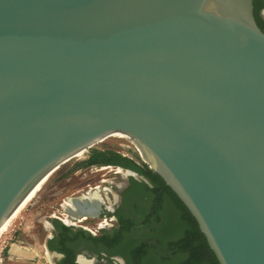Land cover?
Returning a JSON list of instances; mask_svg holds the SVG:
<instances>
[{
  "label": "water",
  "instance_id": "1",
  "mask_svg": "<svg viewBox=\"0 0 264 264\" xmlns=\"http://www.w3.org/2000/svg\"><path fill=\"white\" fill-rule=\"evenodd\" d=\"M117 133L220 264H264V30L253 0H0V227Z\"/></svg>",
  "mask_w": 264,
  "mask_h": 264
},
{
  "label": "flooded vegetation",
  "instance_id": "2",
  "mask_svg": "<svg viewBox=\"0 0 264 264\" xmlns=\"http://www.w3.org/2000/svg\"><path fill=\"white\" fill-rule=\"evenodd\" d=\"M253 3L256 21L264 30V0ZM127 147L131 149L125 148L127 153L106 149L86 153L68 172L61 166L49 177L48 181L55 174L56 184L54 204L52 210H44L47 219L41 229L47 264H83L81 260L182 264L185 260L186 254L173 247L187 230L185 210L139 149ZM28 253L22 257L36 255Z\"/></svg>",
  "mask_w": 264,
  "mask_h": 264
},
{
  "label": "rangeland",
  "instance_id": "3",
  "mask_svg": "<svg viewBox=\"0 0 264 264\" xmlns=\"http://www.w3.org/2000/svg\"><path fill=\"white\" fill-rule=\"evenodd\" d=\"M130 141L131 140L121 139L117 137H109L105 140H102L97 145H95L88 153H81L76 158L68 161L69 163L66 162V165L63 164L62 167L64 169V172H68L69 170H71V168L75 167L82 160L86 153L89 154L90 152H93L95 150H120L124 153H127L126 149H130L127 146L135 147L134 144ZM57 172H55V174ZM54 175L44 186V189L40 193H38L36 198L29 204L22 215L11 225L9 232H7L0 239V264H47L43 259L44 240L42 239L41 229L42 224L47 219L45 218L44 210L50 209L54 204L53 187L56 184ZM13 244H17V246H19L21 249L26 248L23 249L25 252L23 256L29 255V253H27V250L30 253H35L39 256L36 257L35 255L34 258L25 257V259L21 256L22 258H20V256L12 254L13 252L11 251V248ZM14 246L15 245H13V248Z\"/></svg>",
  "mask_w": 264,
  "mask_h": 264
},
{
  "label": "trees",
  "instance_id": "4",
  "mask_svg": "<svg viewBox=\"0 0 264 264\" xmlns=\"http://www.w3.org/2000/svg\"><path fill=\"white\" fill-rule=\"evenodd\" d=\"M178 199L185 214L187 222V230L180 241L173 244L178 252L186 254V258L182 264H220L216 254L210 248L206 236L200 230L199 224L191 214L182 200L173 192Z\"/></svg>",
  "mask_w": 264,
  "mask_h": 264
},
{
  "label": "bare ground",
  "instance_id": "5",
  "mask_svg": "<svg viewBox=\"0 0 264 264\" xmlns=\"http://www.w3.org/2000/svg\"><path fill=\"white\" fill-rule=\"evenodd\" d=\"M111 137H117L121 139H128L130 140V136L123 134V133H117ZM101 142V141H100ZM142 156V153H140ZM70 161V160H69ZM65 164V163H64ZM63 165V164H62ZM61 165V166H62ZM60 166V167H61ZM58 167V168H60ZM56 168L50 175H48L45 179H43L37 186L31 191V193L23 200V202L18 206V208L9 216V218L3 223V225L0 227V239L7 233L9 232V229L11 228V225L17 220L22 213L27 209L29 204L36 198L38 195L39 191L42 189V187L46 184L48 181L49 177L58 169ZM24 249V248H23ZM21 249L19 246L15 245L14 248L12 249L13 254H16L18 256H23L25 254L24 250ZM28 253V251H27ZM48 258L52 259V255L48 253ZM83 264H91L92 262L81 260Z\"/></svg>",
  "mask_w": 264,
  "mask_h": 264
}]
</instances>
